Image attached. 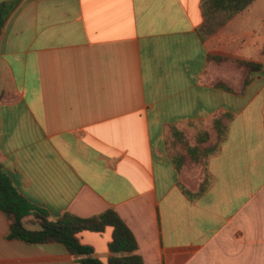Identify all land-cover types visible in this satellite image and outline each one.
Returning a JSON list of instances; mask_svg holds the SVG:
<instances>
[{
  "label": "crops",
  "instance_id": "1",
  "mask_svg": "<svg viewBox=\"0 0 264 264\" xmlns=\"http://www.w3.org/2000/svg\"><path fill=\"white\" fill-rule=\"evenodd\" d=\"M202 1L0 0V164L51 221L115 211L144 264H264V0L211 35ZM7 234L0 264H78ZM77 238L107 263L111 227Z\"/></svg>",
  "mask_w": 264,
  "mask_h": 264
},
{
  "label": "trees",
  "instance_id": "2",
  "mask_svg": "<svg viewBox=\"0 0 264 264\" xmlns=\"http://www.w3.org/2000/svg\"><path fill=\"white\" fill-rule=\"evenodd\" d=\"M255 0H203L201 12L203 24L199 30L203 35L214 34L232 17L244 11ZM11 8L0 4V29ZM219 19V20H217ZM264 55V45L261 50ZM248 72L257 71L260 65L243 63ZM247 81V80H246ZM0 212L8 222V240L29 244H62L78 264H104L90 246L81 244L77 235L88 231L99 233L112 228L106 264H144L136 254L137 244L133 234L115 211L109 209L92 218H79L63 214L56 221L49 220L45 210L29 203L14 188L9 176L0 164Z\"/></svg>",
  "mask_w": 264,
  "mask_h": 264
},
{
  "label": "rangeland",
  "instance_id": "3",
  "mask_svg": "<svg viewBox=\"0 0 264 264\" xmlns=\"http://www.w3.org/2000/svg\"><path fill=\"white\" fill-rule=\"evenodd\" d=\"M217 20H219V19H217Z\"/></svg>",
  "mask_w": 264,
  "mask_h": 264
}]
</instances>
